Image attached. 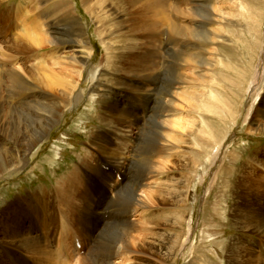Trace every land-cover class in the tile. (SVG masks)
Returning <instances> with one entry per match:
<instances>
[{
    "label": "rangeland",
    "instance_id": "374dc122",
    "mask_svg": "<svg viewBox=\"0 0 264 264\" xmlns=\"http://www.w3.org/2000/svg\"><path fill=\"white\" fill-rule=\"evenodd\" d=\"M171 1L153 36L144 10L119 0H0L4 15L22 3L44 15L45 37L25 57L0 15V111L45 127L29 149L0 130V161H12L0 214L37 209L26 203L37 195L54 222L31 234L68 264H264L263 188L245 182L264 168V0ZM4 240L0 264H35Z\"/></svg>",
    "mask_w": 264,
    "mask_h": 264
},
{
    "label": "bare ground",
    "instance_id": "6f19581e",
    "mask_svg": "<svg viewBox=\"0 0 264 264\" xmlns=\"http://www.w3.org/2000/svg\"><path fill=\"white\" fill-rule=\"evenodd\" d=\"M31 1H33V0H31ZM122 1H123V3L125 2V3H127V4H129L131 6L132 5H139L138 7L140 8V10H144V14H145L144 16H146L148 19H146V17H145V19L143 18V20H144L143 23L141 22L142 23V28L141 29H143L142 30L143 33H144L145 30H147L153 36L154 35L155 36L156 35H159L158 30H159L160 25L161 24L162 25H165L164 23L170 22V17L168 15L169 13L166 12V7H167V5H173V3H172L171 0H119V2H122ZM176 11H178L180 13H184L183 10H181V9H178ZM6 12L7 13H11V14L4 15L5 14L4 11L3 12H0L1 17H3L5 19L4 22L7 21L8 26L10 24H13L14 23L17 26L16 28H18V30L14 33V45H13V49L16 52L21 53V54H24L25 57H28L29 54H32L35 50L40 49L39 47H42L44 45V43H45L44 42V38L45 37H44V34L42 32V25H41L42 22L40 21V18L42 16H44V15H42V14H33L32 11L28 8V5H25L24 3H22L21 5L16 6L15 10L13 9L12 6H9L7 8ZM177 15H178V13H177ZM101 17L102 16H100V18ZM103 18H105V16ZM102 22H103V20H102ZM175 23L176 22L172 23V25H171V28H172V30L175 33H177L179 35H183V36L184 35H187V33L189 34V36H192L193 34H195V31H193V29L189 28L188 26H183V25L175 24ZM168 24L169 23H167V25ZM148 58H149V56H144L143 57V59H144L143 62H146L147 63L148 62ZM43 66H41V67H43ZM45 66H46V64H45ZM41 72L42 71H40V73ZM34 73H35V71H34ZM38 75H40V74L38 73ZM9 77L11 78V83L12 84H15V83H17L18 81H21V80L24 81V83H23L24 86L26 84L25 83L26 82L25 81V78L23 79L17 73H10V76ZM29 77H30V75H29ZM93 79H95V78L93 77L92 78V81H93ZM34 80L37 82V84L39 86H44V87H47V88H52V86H54L53 85L54 84L53 83L54 81L53 82L50 81L51 78L49 80L46 74H42L40 76H35ZM1 82L2 81H1V72H0V84H1ZM57 86H59V85H57ZM10 90H11V88H10ZM0 92H1V89H0ZM24 92H25V90H24ZM188 93H190V92H188ZM187 95L188 94H184L182 96L183 97L184 96L186 97ZM10 96H8V97H10ZM5 98H6V95H5ZM188 98H189V96H188ZM189 102H191V101H189ZM189 104H191V103H189ZM3 107H5V106H3ZM12 114L13 113H12V105L11 104H9L8 110L6 112H2L1 113V111H0V130L3 131L5 129L9 128V127L12 130L14 129L15 130V133L14 132L12 133V136H13L12 139H14V142L16 144L20 145V146H24L23 144H25V145L28 146V149H29V147H32L38 141L39 138H42V136H43L42 134L45 131V127L41 126L40 129H39V127H37L39 129V130H37L36 128H29V129L28 128H25L24 129V128L20 127L22 125L16 126L15 123H14V119L12 117ZM2 116H4V117H2ZM19 122H21V121H19ZM53 122H54V119L51 118L46 124H47V126H50V124H52ZM180 127H181V125H180ZM99 147L101 148L102 146H99ZM102 150L104 151V148ZM114 152L115 151H112V154L115 155ZM263 154H264V152H263ZM257 155H258V153H257ZM116 156H114V157L116 158ZM255 160L258 162V164H260V163L262 164L263 163V162H260L259 160H257L256 158H255ZM11 162L12 161L7 162L6 160L0 161V173L3 172V171H6L7 166L9 164H11ZM252 169H254L253 172H254V174L256 173L255 176H258V179H254L253 177H250L249 176V177H247V179H245V182H247L248 180H251V179L258 182L259 187L260 188H263V190H258L257 196L263 202V200H264V176H262L261 174H258V171L263 172L264 171V168L263 169H258V167L256 168V165H255L254 167H252ZM78 172H79V169H78V171L76 170V171L72 172L69 177L66 178V176H65V178H63L62 180L65 181L66 183L67 182L70 183L71 184L70 187H72V184H74L76 182L78 183L79 180H81V177L80 178L78 177V175H79ZM66 186L68 187V185H66ZM64 189H65V187H64ZM36 196L35 195H32L31 198H33V199L32 200L30 199L31 201L30 200L29 201H26V203L28 202L29 205L31 203H33L31 205H34L36 207L38 206L37 209H35V207H33L31 209H28L27 211H23V210L22 211H18V213L15 215L14 218L10 217V215L13 213V210H14L13 203L9 204L6 208L3 209V211L0 214V228H1L0 231H1V233H3V238L5 239L4 241H6L7 239H10V243L19 242V246L18 247H20V249H22L27 254V256H30L31 258H34L35 264H68V262L66 260H64V258L62 256L61 250L60 251H55V249L54 250H51L50 249L49 242L47 241L48 239L40 238L39 235H38L39 237H35V236H33L34 233H33V235L31 234V232H32V230H33L34 227H36L39 230H43V231L46 232V229L49 226L50 220L54 222V218L53 219L51 218L49 220L50 215L48 217V215L44 212V208H42V206H40V203H37V204L35 203L37 200H39L38 197H36ZM70 198H73V195H71ZM18 200L19 201H22V199H18ZM70 201H72V200L70 199ZM255 201H256V199H255ZM71 203L69 202L67 205H69V204L71 205ZM63 223H64V220H63V218H61V224L63 225ZM258 228L260 229L261 226L258 227ZM23 229L27 230L28 232H26V231L24 232ZM240 258H241V256H240ZM127 259H128V257H127ZM2 264H4V263H2ZM19 264H30V263L27 262V261H24L23 263L21 262Z\"/></svg>",
    "mask_w": 264,
    "mask_h": 264
}]
</instances>
